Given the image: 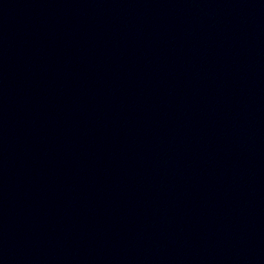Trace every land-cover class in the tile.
Listing matches in <instances>:
<instances>
[{"label": "water", "instance_id": "obj_1", "mask_svg": "<svg viewBox=\"0 0 264 264\" xmlns=\"http://www.w3.org/2000/svg\"><path fill=\"white\" fill-rule=\"evenodd\" d=\"M0 264H264V0H0Z\"/></svg>", "mask_w": 264, "mask_h": 264}]
</instances>
